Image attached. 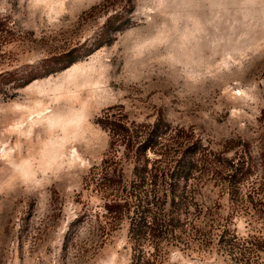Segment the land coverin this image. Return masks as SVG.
Returning a JSON list of instances; mask_svg holds the SVG:
<instances>
[{
    "label": "rangeland",
    "instance_id": "rangeland-1",
    "mask_svg": "<svg viewBox=\"0 0 264 264\" xmlns=\"http://www.w3.org/2000/svg\"><path fill=\"white\" fill-rule=\"evenodd\" d=\"M21 75L39 77L12 89ZM0 86V264H129L127 221L96 229L106 111L245 153L236 209L213 180L199 199L264 240V0H0ZM163 264L234 261L213 247Z\"/></svg>",
    "mask_w": 264,
    "mask_h": 264
},
{
    "label": "trees",
    "instance_id": "trees-1",
    "mask_svg": "<svg viewBox=\"0 0 264 264\" xmlns=\"http://www.w3.org/2000/svg\"><path fill=\"white\" fill-rule=\"evenodd\" d=\"M37 77L21 75L10 87H23ZM0 93L14 96L2 86ZM98 123L109 133L110 150L91 175L104 199L96 229L103 236L127 221L129 264H163L173 249L200 252L213 247L234 264L255 260L264 240L238 235L199 199L202 187L213 180L236 209L238 182L251 167L245 153L236 164L223 152L208 149L191 129L173 127L161 117L129 123L106 111Z\"/></svg>",
    "mask_w": 264,
    "mask_h": 264
}]
</instances>
